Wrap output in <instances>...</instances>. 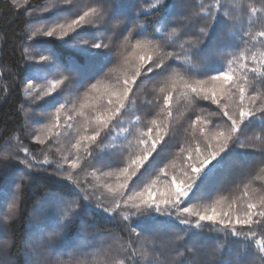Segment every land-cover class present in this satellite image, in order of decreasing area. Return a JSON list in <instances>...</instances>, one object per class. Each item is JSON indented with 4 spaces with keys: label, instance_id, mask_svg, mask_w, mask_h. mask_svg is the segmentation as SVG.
Returning <instances> with one entry per match:
<instances>
[{
    "label": "snow or ice",
    "instance_id": "6c2138e0",
    "mask_svg": "<svg viewBox=\"0 0 264 264\" xmlns=\"http://www.w3.org/2000/svg\"><path fill=\"white\" fill-rule=\"evenodd\" d=\"M22 3L23 127L0 152V174L18 172L0 231H23L0 240V264L13 250L22 264H264V0H178V20L170 0ZM40 174L69 193L29 206Z\"/></svg>",
    "mask_w": 264,
    "mask_h": 264
},
{
    "label": "trees",
    "instance_id": "16d2710c",
    "mask_svg": "<svg viewBox=\"0 0 264 264\" xmlns=\"http://www.w3.org/2000/svg\"><path fill=\"white\" fill-rule=\"evenodd\" d=\"M48 0H28L29 5L36 3H47ZM87 2V0H85ZM171 3H176L177 7L175 9L176 15L172 17L173 20H178L180 13L183 11L182 8L178 5V0H170ZM190 2H195V0H190ZM121 3L127 5H137L140 6L144 4V0H121ZM256 6L259 7V0H255ZM146 7V4H144ZM135 8L132 9L130 15H134ZM157 16L149 17V20L158 19ZM27 19L26 14L24 13V7L15 8L13 7L12 0H0V30L7 33V38H0V72H3V76L0 79H3L10 87V91L7 94L5 100L4 95L0 93V152H3V144L8 139L5 135V130L10 129L13 125L17 127H23V116L17 115V109L21 103H24V95L22 92V83L25 79L24 74V63L21 59V45L16 35L13 34L12 29H22L24 27V21ZM15 21L14 24L10 22ZM147 23V21H145ZM56 48L57 56L61 60H67L69 58H78L75 49L72 47L63 44L60 41H53ZM15 79H11V77ZM3 87V85H0ZM151 96V92L148 93ZM40 103H43L41 101ZM35 107V106H34ZM187 115V114H186ZM181 132V131H180ZM179 136V133H178ZM179 138V137H178ZM25 144L32 148L34 152L39 155L40 148L36 146L33 141L25 140ZM175 150L178 151V148ZM21 155H23L21 153ZM167 162V161H165ZM18 167H23L22 165ZM13 175L18 176L16 168H10L7 170L6 174H0V190H6L9 193L14 190L13 181L16 179L13 178ZM64 181L58 180L54 177H47L46 174H40L34 181L35 188L29 189L27 193V200L29 206L36 203L39 198L44 197L50 193H64L68 194L70 189L65 187ZM66 198H74L72 196L66 195ZM11 197L9 196V201ZM7 210V204L3 203L0 199V213ZM104 221L107 223V217H104ZM56 221L50 219L48 222V227L51 229L55 226ZM111 224H115V221H111ZM182 227V226H181ZM23 231V225L21 221H16L12 224L10 232L0 231V240L5 239L9 236L19 237L20 233ZM91 231V230H90ZM78 227L77 225H72L64 235V240L69 244H75L77 239ZM215 241V234L207 232L205 229L201 237V244L204 247H208L213 244ZM64 249L63 245L58 246L57 252L59 253ZM13 259L17 261V264H22V256L19 255L16 250L11 252ZM62 259H68L67 256L61 257ZM179 259V258H177Z\"/></svg>",
    "mask_w": 264,
    "mask_h": 264
},
{
    "label": "rangeland",
    "instance_id": "374dc122",
    "mask_svg": "<svg viewBox=\"0 0 264 264\" xmlns=\"http://www.w3.org/2000/svg\"><path fill=\"white\" fill-rule=\"evenodd\" d=\"M22 7H25L24 5H23V3L21 4V7L20 8H22ZM19 9V8H18ZM181 132L179 133V136L182 134V129L180 130ZM178 136V137H179ZM5 149H3L2 151H4ZM13 178L15 179L16 178V176H14L13 175ZM35 188V185H33V187H32V189H34Z\"/></svg>",
    "mask_w": 264,
    "mask_h": 264
}]
</instances>
